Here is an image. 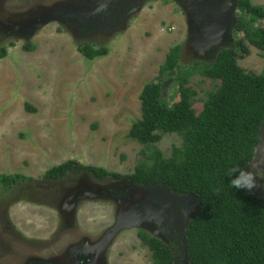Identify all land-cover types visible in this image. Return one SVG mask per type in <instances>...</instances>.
I'll list each match as a JSON object with an SVG mask.
<instances>
[{
  "label": "rangeland",
  "instance_id": "rangeland-1",
  "mask_svg": "<svg viewBox=\"0 0 264 264\" xmlns=\"http://www.w3.org/2000/svg\"><path fill=\"white\" fill-rule=\"evenodd\" d=\"M250 1L264 9V0ZM238 3L0 0V49L8 52L0 60V176L31 180L0 198V264H153L140 232L176 243L183 253L177 264H189L184 232L199 199L87 172L59 182L43 177L70 161L131 176L153 150L170 158L183 143L176 134L148 146L128 138L142 117L141 94L177 46L186 68L212 65L222 50L236 48L244 35L235 29L245 17ZM254 27L264 29V19ZM84 45L108 55L89 60L79 52ZM247 46L239 66L260 75L264 53ZM162 80L173 108L178 84L172 76ZM219 85L191 79L197 114ZM248 171L262 185L252 193L264 198V126Z\"/></svg>",
  "mask_w": 264,
  "mask_h": 264
},
{
  "label": "trees",
  "instance_id": "trees-1",
  "mask_svg": "<svg viewBox=\"0 0 264 264\" xmlns=\"http://www.w3.org/2000/svg\"><path fill=\"white\" fill-rule=\"evenodd\" d=\"M238 6L245 17L235 29L244 35L236 48L222 50L212 65L186 68L180 66L182 47L177 46L168 54L160 77L141 94L142 117L128 138L148 146L159 143L163 134H176L183 143L170 158L153 150L131 176L70 161L43 177L59 182L87 172L98 180H128L139 188L166 187L171 195L199 199V212L184 232L189 264H264V198L228 186L232 167L248 170L253 163L264 126V72L247 73L238 63L249 55L247 43L264 53V29L254 27L264 19V9L250 0H239ZM34 49L28 47L30 52ZM78 49L89 60L108 55L107 49L90 45ZM7 55V49L1 48L0 60ZM167 76L178 84L180 101L173 108L163 99L162 79ZM194 76L220 82L200 114L194 109L198 95L191 87ZM27 111L32 112L30 106ZM29 181L22 175L0 176V198ZM139 239L150 250L153 264H177V257L183 256L176 243L166 245L144 232Z\"/></svg>",
  "mask_w": 264,
  "mask_h": 264
},
{
  "label": "clouds",
  "instance_id": "clouds-1",
  "mask_svg": "<svg viewBox=\"0 0 264 264\" xmlns=\"http://www.w3.org/2000/svg\"><path fill=\"white\" fill-rule=\"evenodd\" d=\"M227 176L230 178L228 186L237 191L244 190L247 193H252L254 189L262 186L258 183V177L255 173L238 166L232 167ZM259 179H264V176L259 177Z\"/></svg>",
  "mask_w": 264,
  "mask_h": 264
}]
</instances>
